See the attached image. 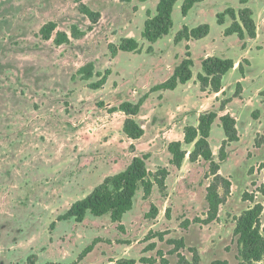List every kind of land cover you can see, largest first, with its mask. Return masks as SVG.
Here are the masks:
<instances>
[{"label": "rangeland", "instance_id": "obj_1", "mask_svg": "<svg viewBox=\"0 0 264 264\" xmlns=\"http://www.w3.org/2000/svg\"><path fill=\"white\" fill-rule=\"evenodd\" d=\"M183 1L179 0L169 34L150 45L141 32L147 14L155 15L158 0H0V264H29L30 257L33 264L130 260L177 264L180 256L191 263L195 252L198 264H249L240 256L234 228L243 211L255 203L264 206V125L251 119L254 107L234 102L238 87L226 85L224 96L213 99V92L201 90L196 75L204 56L238 59L244 68L245 58H251L253 86L264 85V76L257 75L264 66V0L197 4L187 23L191 27L207 24L211 33L191 49L183 41L174 42L182 29ZM80 4L100 14L97 24L79 12ZM227 8L251 10L256 31L258 27L262 35L261 45L252 52L243 51L250 39L223 37L216 14ZM49 22L68 35L73 26L85 35L56 46L39 35ZM224 22L228 27L232 24L228 16ZM122 38L136 39L139 52L111 55L108 45L117 46ZM186 46L193 60V80L173 91L151 92L186 58ZM88 64H93L95 72H111L100 89L89 88L98 81L96 76L84 81L77 74ZM140 100L143 103L133 119L144 134L133 141L122 132L125 115L109 110ZM208 111L237 118L239 140L225 145L226 158L221 161L225 138L215 121L208 142L219 175L229 181L230 188L218 186L222 203L217 218L205 223L206 190L214 182L210 163H190L187 157L176 169L169 165L167 145L182 141L183 128L196 126L199 115ZM143 156H148L150 172L168 169L166 189L161 192L154 187L146 200L139 190L132 210L122 219L123 230L108 215H87L82 223L57 222L49 230L71 204L123 171L133 158ZM152 205L157 214L146 217ZM260 223L264 226V212ZM156 234L162 239L152 237ZM93 242V250L79 259ZM153 244L155 248L148 250ZM258 264H264V259Z\"/></svg>", "mask_w": 264, "mask_h": 264}, {"label": "trees", "instance_id": "obj_2", "mask_svg": "<svg viewBox=\"0 0 264 264\" xmlns=\"http://www.w3.org/2000/svg\"><path fill=\"white\" fill-rule=\"evenodd\" d=\"M130 1V0H126ZM178 0H158L155 9V15L147 14V19L144 22L141 38L148 44L152 45L160 39L166 37L173 27L172 13L174 6ZM204 0H184L180 12L181 16L185 17L193 6ZM247 3V0H242V4ZM79 12L84 15L92 25L97 24L100 14L92 11L84 4L79 5ZM228 16L232 20V24L224 30V36L228 37L236 35L239 41L244 42L246 39L256 38V26L252 18V12L249 8H243L235 12L233 8H227L223 12L216 14V22L218 25L224 24V18ZM210 32V26L202 24L189 29H182L175 35L174 42L181 41L189 42L191 40H201ZM39 35L44 40L52 39L56 46L63 45L69 42V38L79 39L85 34L76 26L71 27L70 35L66 32L56 30V25L49 22L39 30ZM245 45H242V49ZM108 50L111 55H116L117 52L137 53L140 50L138 41L134 38H122L118 45H108ZM185 59L173 69L172 75L165 82L152 88L151 92L173 91L178 85H184L189 82L192 77L191 68L193 60L191 59L189 47L186 46ZM248 65V61L244 60ZM234 67V62L231 59L220 57H209L201 61V72L196 75V80L200 84L201 90L209 89L213 93H219L222 90V78ZM239 73L243 76L242 62L239 63ZM110 70L104 73L95 72L93 64H88L81 67L77 74L82 80L88 81L94 76L98 81L90 84L89 88L93 90L100 89L110 75ZM237 87L240 89L239 85ZM146 98V97H145ZM143 103L140 100L133 104L123 102L117 108L109 110L110 112L121 111L126 119L122 125V132L126 138L130 140L140 139L144 131L141 126L133 119ZM215 121H219V126L223 132L225 140L220 148L219 159L224 161L226 158L225 145L227 143L238 142L239 136L236 129V121L229 114L218 116L214 111H208L199 115L197 125H188L183 128L182 141L171 142L167 145V152L170 156L169 165L180 169L184 160L188 157L190 163H196L199 160L210 163V174L213 177L211 183L206 190L207 202V218L205 223H210L217 218L218 209L222 203V199L218 194V186L228 191L230 188L229 181L219 175V166L213 161V153L209 145V137ZM186 147H192L191 151H187ZM148 156L135 157L129 165L121 172L109 176L103 180L101 184L96 186L88 195L70 205L67 211L59 215L54 222L49 226L52 231L57 222H66L73 220L76 223H82L87 215L95 218H100L108 215L110 221L118 225L119 230H123L121 222L123 217L132 210L136 193L141 190L143 199L146 200L151 195L154 187L161 192L166 189V179L169 176V171L166 167H160L156 172H150L146 165ZM264 169V164L262 166ZM264 194V187L261 188ZM264 212V206L260 203H255L251 208L243 211L236 219L234 236L237 237V242L241 248L240 256L249 264H258L264 259V226H261L260 216ZM157 214L155 206L150 207V211L146 217H151ZM162 239L163 235H155ZM95 242L88 245L80 254L79 259L84 258L94 248ZM183 242H180V246ZM155 245L149 246L148 250H153ZM30 257L29 264H33ZM199 258L197 253L193 255L192 262H188L184 257L180 256L177 264H198ZM58 264V263H46ZM123 264H135L134 261H123ZM162 264H169L166 260H162ZM213 264H228L225 261H216Z\"/></svg>", "mask_w": 264, "mask_h": 264}, {"label": "crops", "instance_id": "obj_3", "mask_svg": "<svg viewBox=\"0 0 264 264\" xmlns=\"http://www.w3.org/2000/svg\"><path fill=\"white\" fill-rule=\"evenodd\" d=\"M207 1L208 0H204L203 2H200V3H197V4H203V3L207 2ZM247 1H248L247 4H250V0H247ZM197 4H195L193 6V8L189 11L187 16L182 17L183 18V23H182L181 28L184 27V26L188 27L189 29L195 27V26L191 27L190 25H188L187 22H188L189 17L191 16V13L193 12V9L195 8V6ZM178 6H179V0L177 1L176 5L174 6L173 13H172V20L174 19V16H175V13H176V9H178L177 8ZM226 23L227 22H224L223 25H220V26H222L221 33L223 34V37L224 38H233V37L237 38L236 35H231V36H228V37L224 36V30L226 29V27H228ZM174 24H175V22L173 20V25ZM261 28L264 29V26H261ZM210 33H211V27H210V32L206 36V38H208L210 36ZM201 40H203V39H201ZM261 40H262V35L260 34L259 28L257 27L256 38L255 39L246 40V42H245L246 48L243 51L252 52L255 49V46L261 45V43H260ZM194 42H199V41L198 40H191L189 42L183 41L182 43H187V45L191 49V46H192V44ZM206 58H209V57L208 56H204V58L202 60H204ZM245 60L248 61V65L246 64V67L245 68L243 67V73H244L243 76L240 75L239 70H238L240 60H238V59L237 60H232L234 62V67H233V69L231 71H229L222 78V83H221L222 90L219 93H213L214 94V98L213 99H215V97H219L220 95L224 96L223 92H224V89H225L226 85H229L231 88L235 87V86L237 87V85H239L240 93L238 94V96H236L234 102H238L240 105L244 106L245 108L254 107L253 109L255 110V112H253L251 114V119L254 122H259L260 121L261 125H264V93L260 92V91H264V85L261 86V87H254L253 86L254 80H252L250 78V74H251L252 69L255 66V63H254V61L251 58H245ZM257 75L259 77L264 76V66L261 69L258 70ZM194 77L195 76L193 74L192 80H193ZM226 79H228L227 82H226ZM261 88L263 90H261ZM254 113L256 114V117L255 116L253 117ZM230 116L233 117L232 115H230ZM234 119L236 121V126H237L238 119L237 118H234Z\"/></svg>", "mask_w": 264, "mask_h": 264}]
</instances>
